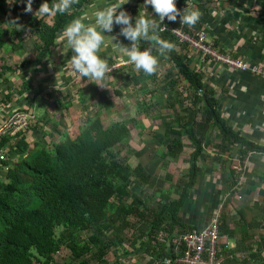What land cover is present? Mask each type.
<instances>
[{
    "label": "trees",
    "instance_id": "obj_1",
    "mask_svg": "<svg viewBox=\"0 0 264 264\" xmlns=\"http://www.w3.org/2000/svg\"><path fill=\"white\" fill-rule=\"evenodd\" d=\"M92 1L79 0L67 14L37 19L34 13L45 0H32L31 13L24 11L26 0L11 3L0 0V77L9 73L25 78L32 68L43 65L57 49V40L64 28L82 16ZM187 1L175 0L177 8L184 9ZM48 2L51 4L53 0ZM9 17L13 22L8 28L13 38L10 50L16 53L26 49L28 34L34 41V56L24 58L19 65L12 59L2 58L8 51V41L4 40L2 31ZM179 22V16L175 22L163 21L167 30L160 35L172 42L174 49L166 57H159L155 74L148 76L134 68L117 70L118 73L129 71L130 79L137 82L143 79L155 83L163 79L157 87L165 91L174 89L173 100L168 104L175 113L169 115L172 122L167 123L163 136L169 145L168 152L159 156L158 166L168 171V158L176 160L186 146L192 148L187 156L189 170L180 177L182 180L174 184L173 176H166L175 196L161 187L147 195L145 188L151 189L157 181L155 168L151 166L149 172H145L138 163L134 169L127 158L125 161L120 158L118 149L127 143L130 135L123 121H113L104 127L98 111L94 117L85 113L90 100H94L93 109L113 107L110 96L99 91L97 99H92L74 86L80 108L73 103L74 89L65 96L52 93L48 98L54 108L66 111L70 120L59 133L60 141L48 147L41 136L43 130L38 133L36 118L17 139L6 138L0 145L6 152L5 158L0 159V264H56L62 246H67L74 258L81 259L80 264H92L94 259L102 264L99 261L107 258L112 247H122L126 240L124 230L138 224H144L147 230H136L130 243L133 246L138 243V252L148 254L146 264H168L167 259H170L169 264H178L174 248L177 235L206 227L221 202L240 188H248L242 193L246 196L255 192L264 196V171L252 168L249 174L248 164L242 183L235 169V161L240 160L236 167L239 168L250 154L264 156V145L242 136V131L224 116L218 93L205 84L202 73L193 66L189 50L180 45L169 30ZM149 46L141 42V50ZM153 54L158 55L155 49ZM183 83L187 85L183 88L186 95L179 91ZM30 86L24 89L29 90ZM142 88L147 92L145 85ZM116 93L122 95L121 90ZM6 97L10 99L13 94L8 93ZM177 103L181 105L179 110ZM149 106L136 104V113L151 116ZM159 116L167 118L163 114ZM29 131L30 134L33 131V141L26 137ZM184 137L188 142H183ZM211 146L214 156L210 155ZM208 161H212L211 166L208 163L205 167ZM218 172L222 184L214 180ZM145 200H150V205ZM244 213L241 211L240 220L235 224L230 223L233 218L228 212L220 213L218 249L219 256L224 258L223 264H264V235L260 234L257 239L259 232L252 230L260 228L264 222V208L261 222L257 217H245ZM251 224L254 226L250 229ZM231 241H234L233 246H230ZM118 260L110 264H119Z\"/></svg>",
    "mask_w": 264,
    "mask_h": 264
},
{
    "label": "crops",
    "instance_id": "obj_2",
    "mask_svg": "<svg viewBox=\"0 0 264 264\" xmlns=\"http://www.w3.org/2000/svg\"><path fill=\"white\" fill-rule=\"evenodd\" d=\"M114 3H116V0H93L83 10L82 15L92 11L93 6L104 8ZM143 3L144 0H127V3L117 9V13L124 10L129 14L133 23L139 11H144L147 15L158 18L151 6H147L145 10ZM187 5L198 8L202 13L195 26H187L189 29H204L211 44L234 58L264 65V0H188ZM89 22L85 21V23ZM104 35L113 37V43L119 41L124 46H130V42L120 34L119 25L114 24L112 32H104ZM110 37H106L105 51L101 53L102 58H106L109 65L114 61H118L116 59L122 55L112 50V45L109 42ZM57 50L59 59L56 63L47 60L43 65L32 68L33 71H29L25 78L21 77L23 80L29 77L28 82L31 85L29 90H25V87L14 90L10 84H3L5 82L4 78L6 80L11 75L9 73L0 77V93L3 95L2 99L0 98V125L15 110L21 109L36 115L33 110L35 111L38 106L35 99L37 94L46 99L47 106L52 105V100L48 98L50 94H64L63 90H65L66 84L69 83L70 79L76 78L73 76L74 73L69 65L71 58L69 52L72 50L67 49L66 45L63 44H57ZM60 51L67 53V56L62 55ZM189 54L192 57L193 66L202 73L206 81L205 84L210 88H214L218 93V98L222 103L221 110L227 120L235 128L242 131V136L264 145V79L247 72L229 69L226 65L201 56L200 52L189 51ZM118 69H113L112 72ZM32 78L34 79L31 80ZM53 83L56 85H53ZM91 84L94 85L91 86ZM109 84H105L106 89L102 90L101 86L85 81V83L82 82L80 88L82 91L89 89L90 94L85 95L94 99L99 91H104L109 96V93H107ZM95 85L98 88H93ZM6 87H9L10 90L4 91ZM8 93H12L13 97L7 98ZM39 106H43L44 110V105L40 104ZM36 118H38L37 115ZM159 158L161 157H158V161ZM245 160L251 167L249 174H252V168L256 169V166H260L257 169L264 171V156L250 154ZM239 162L240 160L235 161L236 167ZM241 163V166H243V162ZM143 169L145 172H149L150 167H143ZM215 181L216 183H223L221 179ZM244 195L242 197H246ZM256 195L259 194L255 192L247 196L255 197ZM253 226L254 224H251L249 228L251 229ZM231 243L234 245L233 242Z\"/></svg>",
    "mask_w": 264,
    "mask_h": 264
},
{
    "label": "rangeland",
    "instance_id": "obj_3",
    "mask_svg": "<svg viewBox=\"0 0 264 264\" xmlns=\"http://www.w3.org/2000/svg\"><path fill=\"white\" fill-rule=\"evenodd\" d=\"M167 22V21H164ZM9 24H13L12 19L6 18L5 23L3 25L2 36L4 37V40H7L8 43V51L7 53H4L2 55V58H5L6 60L12 59V61L16 62L18 65L24 58L33 57L35 54V51L33 50V40L31 39L30 34L26 36V39L28 42L26 43L25 47L26 49L22 50L21 52H13L10 50V45L12 43V39L9 36ZM185 27V30L188 32H193L194 30L200 29H189L186 25H183ZM175 27H182V25L179 24ZM174 28V27H173ZM207 33V32H206ZM208 37V35H207ZM26 40V41H27ZM213 45V44H212ZM214 46V45H213ZM216 47V46H214ZM217 48V47H216ZM219 49V48H217ZM220 50V49H219ZM221 51V50H220ZM223 52V51H221ZM62 55L67 56V53H64L60 51ZM225 53V52H224ZM72 51L69 52V56H72ZM201 54V53H200ZM118 56V54H116ZM122 58V55L119 56L118 59L120 60ZM59 59V53L58 50H54L52 55L48 58L51 62H57ZM126 59V57H124ZM116 62V61H114ZM113 62V63H114ZM112 63V64H113ZM256 63V62H253ZM261 64V63H257ZM263 65V64H261ZM264 66V65H263ZM2 66L0 65V71ZM122 68V67H121ZM123 68H134L132 65H128L127 67ZM118 69V68H117ZM172 69V68H171ZM3 70V69H2ZM120 72V70H119ZM77 75V74H76ZM131 73L127 70H124L120 73L118 71H113L109 73L104 81V85L107 83L109 84L108 92L109 96L111 97L112 101L114 102L113 107H111L108 110L99 109V107H95L94 109L91 106L92 101L90 100L89 103H87L88 106V112H85L84 109H82L83 112H85L88 116L94 117L95 113L101 114V119L103 122V126L107 127L110 123L113 121H123L127 127L130 130V135L128 136V141L126 144L122 145L118 150L120 152V158L123 159V161L128 159L129 166L131 168H136L137 164H142L143 167L148 168L153 166L155 168V175H156V183L154 184V187L145 188V193L147 195H151L153 192L157 190L158 187L164 188L165 192L169 195L175 196V190L170 186V184L165 180L166 175L173 176V183L175 184L178 180H182V177L188 170H189V161L187 159V156L191 153V146H186L184 148V151L180 157L175 158L171 157L168 159V163L170 164L168 171L164 170V168L158 166V157L161 156L162 153L167 155L168 152V144L165 143V139H163L165 127L167 123H171V117L169 115H173L175 113V110L172 108H169V101L173 100L172 91L174 90L172 87L168 89V91H165L161 86L157 87L156 85L161 84L163 79H159L157 82H145L143 79L141 81L137 82L134 79H130ZM78 76V75H77ZM70 79L69 83L66 84L65 90H63L64 94H60V96H65L67 92L70 91V89H74L73 95L74 100L73 103L75 107H80L81 104L79 101H77V88L81 87L82 82L85 83L87 81V78H81L77 77ZM255 76V75H254ZM22 76L11 74L8 79L5 80L3 84H10L14 90H17L18 88H24L27 87L30 84L28 83L29 77L27 79L23 80L21 78ZM261 77V76H257ZM38 78V77H36ZM264 79V76L261 77ZM18 79V80H17ZM32 78L31 80H33ZM40 79V78H39ZM128 79V80H126ZM53 85H56L53 83ZM64 86V83L62 84ZM73 85V86H72ZM142 85H145L147 88V92L143 91V88L141 89ZM69 86H72L69 88ZM187 87L186 83H183L179 86V91L182 94H185L186 91H183V88ZM93 88H98V86H94ZM102 89H106V87H102ZM155 92H153V90ZM10 90V88L6 87L4 88V91ZM116 90H121L122 95L119 96L116 93ZM84 94H90L89 89H85L83 91ZM171 94V95H170ZM170 95V96H168ZM186 95V94H185ZM2 94L0 93V98L2 99ZM4 99V98H3ZM37 100V108L35 111L38 119V125L37 130L38 133L43 130L41 136H43V141L47 143L46 145L50 147L53 142H58L59 139V133L60 131L64 130L65 125L70 124V120L67 119L66 111L60 112L54 108V105L47 106L46 99L41 97V95H38L35 97ZM65 99V98H64ZM97 99V97L95 98ZM45 108L43 110V106ZM136 104H146L151 105L149 106L150 112L149 117L147 115L142 113L137 114V108L135 107ZM84 107V106H83ZM176 108L178 110L181 108L180 103H177ZM43 110V111H42ZM45 111V113H44ZM35 114V113H34ZM166 115L167 118L161 119V116L159 115ZM39 115V116H38ZM33 131L30 134V131L26 133V137L33 141ZM183 142H188L186 138H183ZM215 143V141H214ZM46 148V147H44ZM214 147L211 146L210 155L214 156V151L212 150ZM170 149V148H169ZM170 152V150H169ZM171 153V152H170ZM212 161H208L205 163V167L208 166V163ZM161 164V163H159ZM211 166V163H210ZM256 168H260V166H256ZM6 172V171H5ZM3 173V170H1V174ZM214 180H218V176L220 173H216ZM148 189V190H147ZM248 190V188H240L238 189L237 193H233V195H229L227 199L221 202L220 209L217 211L216 214L221 213L222 211L228 212L230 216L233 218L232 222L230 220V223L235 224L237 220H240V212H244L245 217L249 218H255L257 217V220H260L261 222V213L262 209L264 208V196L256 195L253 196H246L242 197V191ZM264 191V187L262 189ZM245 196V195H244ZM130 203V200L128 201ZM145 203L150 205V200H145ZM153 205V204H152ZM131 220H134L133 218ZM132 224H135L131 221ZM261 227L257 229H252L253 231L259 232L257 234V239H259L260 234L264 235V222L261 223ZM133 226V225H131ZM134 228V230H133ZM136 230L145 231L147 230V226L144 224H138L137 227H127L124 230V236H126L125 242H123L122 247L114 246L111 249V252L109 253L107 258H104L103 260H100V263H112L115 262L117 259L120 262L119 264H146L148 260V254L141 251V254L138 252V243H136L135 246H133L130 241L132 240L131 237L136 236ZM138 242V241H137ZM234 243V241H231ZM256 246V243H255ZM264 247V246H263ZM126 250L124 252L123 250ZM150 258V257H149ZM91 260L92 264H98V261ZM81 259H76L73 256V253L70 251V249L67 246H62L60 248V253L56 256L55 263L56 264H80ZM252 264V263H251Z\"/></svg>",
    "mask_w": 264,
    "mask_h": 264
},
{
    "label": "clouds",
    "instance_id": "obj_4",
    "mask_svg": "<svg viewBox=\"0 0 264 264\" xmlns=\"http://www.w3.org/2000/svg\"><path fill=\"white\" fill-rule=\"evenodd\" d=\"M7 2L11 3L14 0ZM77 3L79 0H53L51 4L45 0L34 15L40 19L54 17L58 13L67 14ZM125 3L127 0H116V3L104 8L93 6L92 11L73 19L57 40V44L66 45L67 49L72 50L69 65L73 73L101 87H105L104 81L113 69L128 65L134 66L136 71H143L148 76L155 74L159 66V57H166L167 53L174 49V44L160 35L167 30L163 24L165 18L175 22L179 16L181 25L193 27L202 15L198 8L191 5H186L182 10L178 9L175 0H144V9L150 5L158 18L139 11L133 23L124 10L117 13V9ZM24 11L32 12V0H26ZM114 24L120 26V34L130 42V46H124L119 41L113 43V37L104 35V32H112ZM106 37L111 38L109 42L112 50L121 53L126 59L121 58L117 64L110 66L108 60L102 58ZM142 41L150 46L141 50ZM153 49L158 55L153 54Z\"/></svg>",
    "mask_w": 264,
    "mask_h": 264
},
{
    "label": "built area",
    "instance_id": "obj_5",
    "mask_svg": "<svg viewBox=\"0 0 264 264\" xmlns=\"http://www.w3.org/2000/svg\"><path fill=\"white\" fill-rule=\"evenodd\" d=\"M164 21H168L167 18ZM169 30L177 37L179 44L185 46L190 52H200L201 56L226 65L227 68L234 71L264 76L263 65L237 59L221 52L208 41L207 33L202 28L188 32L182 25L180 28L174 27ZM35 120L36 115L32 112L21 109L13 111L0 125V145L6 138L17 139L30 128ZM5 154L6 152L0 149L1 160L5 158ZM247 166L248 162L244 160L243 166L235 168L241 175L240 180L242 183L245 182ZM219 218L220 213L216 214L206 227L196 228L190 232L177 235L174 240V248L178 256L176 260L178 264H223L224 258L219 256L218 249L220 238ZM230 244V246H233L232 243ZM166 262L169 264L170 259H167Z\"/></svg>",
    "mask_w": 264,
    "mask_h": 264
}]
</instances>
